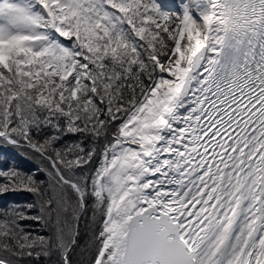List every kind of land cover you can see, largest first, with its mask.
<instances>
[{
	"label": "snow or ice",
	"instance_id": "6c2138e0",
	"mask_svg": "<svg viewBox=\"0 0 264 264\" xmlns=\"http://www.w3.org/2000/svg\"><path fill=\"white\" fill-rule=\"evenodd\" d=\"M10 149L0 264H264V0H0Z\"/></svg>",
	"mask_w": 264,
	"mask_h": 264
},
{
	"label": "trees",
	"instance_id": "16d2710c",
	"mask_svg": "<svg viewBox=\"0 0 264 264\" xmlns=\"http://www.w3.org/2000/svg\"><path fill=\"white\" fill-rule=\"evenodd\" d=\"M33 154L28 149H10L3 157H0V165L4 163L15 164L25 171H35L39 165V161L31 158ZM30 199L26 194H18L4 198V203L12 200L22 201ZM86 237H81V243L84 242Z\"/></svg>",
	"mask_w": 264,
	"mask_h": 264
}]
</instances>
